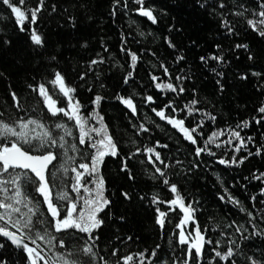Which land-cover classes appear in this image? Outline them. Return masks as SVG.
I'll return each mask as SVG.
<instances>
[{
  "label": "trees",
  "instance_id": "trees-1",
  "mask_svg": "<svg viewBox=\"0 0 264 264\" xmlns=\"http://www.w3.org/2000/svg\"><path fill=\"white\" fill-rule=\"evenodd\" d=\"M27 2L30 7H34L37 0ZM113 2L114 0H45V7L34 26L45 41V47L38 50L32 47L29 33L19 31L12 18L13 14L0 4V73H3L0 77V111L7 105L9 111L17 117L27 118L29 114L35 116L36 113L31 112V108L39 98L28 90L27 85L42 81L43 77L50 75L53 69L46 67L49 63L76 87V96L84 106L85 114L93 110L92 101L96 95L104 97L98 111L120 152L119 157H106L100 169L105 179V195L111 204L101 214L105 223L97 233L99 240L96 243L99 247L96 250L106 258L115 261L118 257L138 252L150 255L157 245L160 248L156 264H160V259L171 264L174 258L182 260L184 257L187 246L177 243L179 229L176 228V223L182 216L179 209L169 213L163 229L155 223V207L164 211L168 209L163 204L154 207L151 197L158 195L163 200L173 197L167 186L162 184L161 178H150L155 169L148 163V156L143 152L146 146L155 148L164 162L170 165L164 169L162 164L156 162L166 172L170 183L177 185L185 202H193L197 209L195 218L198 225L202 231L206 230L205 238L213 241V244L205 245L202 264H209L210 260L212 264H216L213 259L215 241H222L219 250L225 251L230 246L229 237L239 243L248 254H254L256 249L264 250V237H253L245 241L235 231V227H229L236 221L244 224L250 233L252 227L248 224L247 214L242 213L231 202L219 199L226 188L241 205L257 216L255 222L264 228V220L260 219L261 210H264V204L260 203L264 200V195L260 194V190L264 188V184L252 179L253 173L264 172V153L255 155L258 147H264V123L257 125L253 120V117L261 115L257 109L264 104V75H252L253 72L264 74V38L253 33L246 24V20L252 18L251 11L258 10V0H146L147 5L154 7V15L158 19L156 24L136 15L138 5L132 0H127V10L123 7L125 0H120V6L115 9L116 16L113 17ZM221 2L226 5L224 9L216 7ZM200 3H204L205 7H200ZM53 5L56 7L55 12L51 11ZM245 8L248 11L243 17L232 14L244 11ZM222 19L231 22L235 29L234 35L226 34L221 27ZM170 27L172 31H169ZM141 32L144 33L143 36L140 35ZM122 38L125 43H122ZM165 38L171 40L175 48L169 47ZM5 40L10 43H3ZM217 44L220 45L219 49L215 47ZM237 44H247L249 51L236 49ZM102 45L108 51H104ZM122 47L137 54L135 69L129 67L130 57L121 51ZM37 51L42 55H37ZM213 54L223 55L225 64L216 65L213 61L203 64L200 61L201 56ZM249 54L254 56L253 60L248 59ZM52 55L56 56L55 61L50 60ZM180 55L184 60L177 62L176 58ZM100 57H103L105 63L93 66L94 71H89V61ZM161 64L167 67L169 76L164 75ZM210 67L223 72V77L209 71ZM129 72L132 75L125 84L124 79ZM82 73H87L83 81L79 79ZM153 75L160 77L157 82L173 84H176V76L186 75L188 79L182 84L186 91L181 95L158 91L151 79ZM242 75L247 76V79H240ZM217 80H220V84H217ZM220 85H223V91L220 90ZM10 91L18 94L27 112H18L11 107ZM194 93L199 101L196 107L216 117L215 121L199 113L187 117L185 123L188 127H195L201 121L204 123L203 128L197 130L201 134H194L198 140L197 146L205 147V141L213 132L226 129L230 131L245 120L250 122V126L237 130L245 139L252 137V142L239 153H234L232 146L221 143L231 139L226 133L216 140V143L221 144L219 148L214 144L209 145L214 156L204 153L197 158L196 146L184 140L176 129L160 120L152 111L153 108L159 110L172 101L181 111L177 114L166 109V112L178 119L184 118L187 114L183 109L194 98ZM117 95L132 97L138 114L133 116L116 99ZM149 95L155 103H147L145 98ZM4 118H9V112H5ZM67 123L70 126L72 124L70 121ZM142 123L149 131L137 135V129ZM68 139L78 144V140ZM133 140L135 144L132 143ZM157 142L168 147H156ZM238 143L239 141L233 140V144ZM137 148L141 149V153L127 160L128 169L135 177L130 180L128 173L120 169L123 158ZM81 150H85L83 146ZM86 150L92 151L91 148ZM250 152L253 154L248 155ZM233 155L248 158L238 167L217 162L218 159L231 160ZM176 161L182 163L177 164ZM76 162H82L80 155L76 156ZM53 163L59 167L62 160L58 158ZM27 191L34 194L31 185L27 186ZM123 192H128L132 199L125 200L121 195ZM141 196L145 199L141 200ZM253 196L256 197L255 201L251 200ZM43 210L46 211V208ZM121 216L124 217L123 221L119 219ZM195 226L190 224L187 231ZM129 236L132 237L131 240L127 239ZM65 240L71 247L73 239L65 237ZM0 242L6 244V247L0 249V259L6 261V264H26V258L20 251L1 238ZM83 242L76 241L79 245ZM113 249L118 250V257H111ZM236 259L237 264H246L243 255H238Z\"/></svg>",
  "mask_w": 264,
  "mask_h": 264
},
{
  "label": "snow or ice",
  "instance_id": "snow-or-ice-1",
  "mask_svg": "<svg viewBox=\"0 0 264 264\" xmlns=\"http://www.w3.org/2000/svg\"><path fill=\"white\" fill-rule=\"evenodd\" d=\"M132 2L138 5L135 9L136 15L146 18L152 24L158 22L157 16L154 15V7L147 5L146 0H132ZM0 4L6 6L13 14L12 18L19 31L29 33L32 47L37 50L43 49L45 47L44 38L34 26L37 25L39 14L45 7V0H37L34 7H30L27 0H15V2L14 0H0ZM119 6L120 0H114V10L111 13L113 17L116 16L115 9ZM199 6L203 8L205 4L200 3ZM240 6L243 7V5ZM123 7L128 9L127 0H125ZM216 7L224 9L226 5L221 2ZM51 11H56L55 5L52 6ZM247 11L248 9L245 8L244 11H236L232 14L243 17ZM250 16L252 18L246 20L247 27L260 38H264V0H258V10L251 11ZM220 23L226 34L230 36L235 34L234 26L229 20L222 19ZM172 30L170 27L169 31ZM140 35L143 36L144 33L141 32ZM165 39L169 47L175 48V44L171 40ZM3 43L9 44L10 41L5 40ZM122 43H125L123 38ZM83 46L86 47V45ZM102 47H104V51H108L106 46L102 45ZM215 47L219 49L220 45L217 44ZM235 47L249 51L247 44H237ZM121 51L126 52L130 57L129 67L135 69L138 61L137 54L128 51L126 47H122ZM36 54L42 55L39 51ZM56 59L55 55L50 57L51 61ZM248 59L253 60L254 56L249 54ZM176 60L180 62L184 60V57L182 55L177 56ZM200 61L203 64L213 61L216 65L221 66L226 62L225 57L220 54L201 56ZM103 63H105L103 57L92 59L89 61L88 70L94 71L93 66ZM46 67L53 69L50 75L43 77L42 81L27 85L28 90L39 98L36 105L31 108V112L36 113L35 116L29 114L27 118L25 116L17 117L9 111L7 105L0 111V238L22 251L26 256V264H156L160 245H157L150 255H146L145 252H138L118 257V250L113 249L110 255L111 257H118L115 261L106 258L96 250L99 247L96 243L99 240L97 233L105 223L101 214L111 204L110 199L105 195V179L100 169L105 163L106 157H119L120 152L98 111L104 97L96 95L92 101L93 110L85 114L84 106L76 96V87L70 84L66 76L60 70H56L54 65L49 63ZM160 67L163 68L165 76L170 75L167 67L163 64ZM209 71L221 78L224 75L216 67H210ZM86 75L87 73L80 74L79 79L85 80ZM131 75L132 73L129 72L128 76L125 77V84L129 82ZM252 75L261 77L264 74L253 72ZM2 76L3 73H0V77ZM151 79L158 91L181 95L186 91L182 84L188 77L186 75L176 76V84L157 82L160 77L155 75L151 76ZM240 79H247V76L242 75ZM217 84H220V80H217ZM88 90L92 91L91 88ZM220 90L223 91V85H220ZM9 94L11 107L18 112H27L18 94L15 91H10ZM116 99L133 116L138 114L137 105L132 97L117 95ZM145 99L148 104L155 103L150 95ZM198 103L194 93V98L183 109L187 115L179 119L166 112V109L177 114L181 111L173 105L172 101H169L163 108L159 110L153 108L152 111L160 120L176 129L184 140L196 146L195 156L197 158L204 153L214 156L215 153L209 145L214 144L215 147L219 148L221 144L216 143V140L226 133L231 139L221 143L232 146L234 153H239L252 142V137L245 139L237 130H243L250 126V122L245 120L238 123L236 128L230 131L226 129L213 132L205 141V147L197 146L196 135L201 134L197 130L202 129L204 123L201 121L195 127H188L185 123L187 117L199 113L207 119L216 120V117L211 113L202 112L197 108ZM6 111L9 112L8 119L4 118ZM257 112L261 115L253 117V120L257 125H260L264 123V104L257 109ZM69 121L72 122L71 126L67 123ZM148 131L149 129L142 123L136 134L139 135L141 132L147 133ZM68 138L78 140V144L70 142ZM233 140L239 141V143L233 144ZM132 143L135 144V140ZM82 146L84 151L81 150ZM156 147L166 148L168 146L160 145L157 142ZM87 148H91L92 151L88 152ZM143 152L148 156V163L155 169L150 178L153 180L158 177L161 178L162 184L167 186L173 197L170 200H163L158 195L151 197V203L154 207L163 204L168 209V211H164L155 207L156 225L163 229L169 213L176 212L177 208L182 213L176 223V228L179 229L177 243L187 247L184 250L183 259L174 258L171 264H193V262L194 264H202L206 251L205 245L213 244V241L205 238L204 231L206 230L202 231L198 225L195 218L197 209L193 202H185L177 185L170 183L166 172L157 166L156 162H159L164 169L170 167L164 162L160 153L155 148L147 146ZM140 153L141 149L137 148L135 152L123 158L120 171L127 172L130 180H134L135 177L128 169L127 160ZM262 153H264V147H258L255 155ZM252 154L250 152L248 155ZM77 155H80L82 162H76ZM153 156L155 157L154 160L152 159ZM58 158L62 160L59 167L53 163ZM247 158V156L238 158L233 155L231 160L218 159L217 162L225 166L238 167ZM176 163L182 162L176 161ZM69 173L72 175L69 176ZM252 179L264 184V172L253 173ZM29 185L34 189V194L27 191ZM260 194L264 195V188H261ZM121 195L125 200L130 201L132 199L128 192H123ZM140 199L143 200L145 197L141 196ZM219 199L222 202H231L238 206L242 213L247 214L248 224L252 227L250 233L244 224L233 221L229 225V227H235V231L242 235L243 240L248 241L253 237H264V228L255 222L257 216H254L251 211L241 205L226 188L224 195L220 196ZM251 200L255 201L256 197H251ZM260 203L264 204V200ZM43 208H46V211ZM119 219L123 221L124 217L121 216ZM260 219L264 220V210H261ZM190 224L196 226L191 231H187ZM245 233L247 234L245 235ZM65 237L73 239L71 247L66 243ZM127 239L131 240L132 237L129 236ZM79 240L84 241L82 245L76 243ZM221 244L222 241L217 240L213 248V259L216 264H221V262L237 264L236 257L238 255L244 256L246 264H264V250L256 249L254 254H248L231 237H229L230 246L225 251L219 250ZM4 247L6 244L0 242V249ZM56 249L63 251H56ZM0 264H6V261L0 259ZM160 264H169V261L160 259ZM209 264H212V260L209 261Z\"/></svg>",
  "mask_w": 264,
  "mask_h": 264
},
{
  "label": "water",
  "instance_id": "water-1",
  "mask_svg": "<svg viewBox=\"0 0 264 264\" xmlns=\"http://www.w3.org/2000/svg\"><path fill=\"white\" fill-rule=\"evenodd\" d=\"M51 167V166H50ZM1 239H3V238H1ZM7 242V241H6ZM9 243V242H8ZM18 250V249H17ZM18 251H20V250H18ZM24 256H25V254L22 252V251H20ZM25 258H26V256H25Z\"/></svg>",
  "mask_w": 264,
  "mask_h": 264
}]
</instances>
